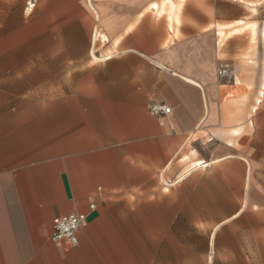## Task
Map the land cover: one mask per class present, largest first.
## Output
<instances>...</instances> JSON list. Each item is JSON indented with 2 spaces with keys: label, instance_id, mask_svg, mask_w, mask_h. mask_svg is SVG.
Returning a JSON list of instances; mask_svg holds the SVG:
<instances>
[{
  "label": "crops",
  "instance_id": "0c3cea01",
  "mask_svg": "<svg viewBox=\"0 0 264 264\" xmlns=\"http://www.w3.org/2000/svg\"><path fill=\"white\" fill-rule=\"evenodd\" d=\"M162 1L0 0V54H24L0 60V264H255L264 0ZM70 212L78 243L53 241Z\"/></svg>",
  "mask_w": 264,
  "mask_h": 264
},
{
  "label": "rangeland",
  "instance_id": "374dc122",
  "mask_svg": "<svg viewBox=\"0 0 264 264\" xmlns=\"http://www.w3.org/2000/svg\"><path fill=\"white\" fill-rule=\"evenodd\" d=\"M175 2L176 0H164L162 1L163 4H161L160 7L155 8L154 7V11L157 15L162 14V13H170L173 8H175V6L173 7L172 2ZM264 7V5L262 6ZM259 16V15H258ZM260 16L262 17L263 14L260 13ZM264 19V18H263ZM248 24H244L242 26V28L244 29V31L246 33H248L250 35V43H251V47H250V51L252 53H249L247 55V61H252V58L255 56V51L257 48H259V50H264V37L262 35V33L259 31L262 28V25L264 23V20L261 22H257L258 25V31L256 32V35L252 33V30L250 29V27L248 26L250 22H247ZM220 26H217V28ZM216 28V27H215ZM221 28V27H220ZM95 31V29H94ZM223 32L221 31L217 33V45H220L222 40H223ZM94 34V32H93ZM177 39V37H173V36H169L166 38L165 40V44L168 43H173L175 40ZM24 54H20V53H6V54H0V60H19L21 59V57H23ZM223 63L218 64L216 67V77L219 79V75H218V70L222 67ZM20 74V70H15V69H9V70H3L0 69V79L1 78H8L9 80H12L14 77L19 76ZM19 83L18 81L16 82H12L8 85H4L3 83H0V91L3 90H18L19 88ZM251 226L253 227V230L249 231L248 237H250V241L251 239L253 240V238H255V240L253 242H255V246H256V261L255 264H264V224H251ZM200 264H204V261L201 260Z\"/></svg>",
  "mask_w": 264,
  "mask_h": 264
},
{
  "label": "built area",
  "instance_id": "2783aa9c",
  "mask_svg": "<svg viewBox=\"0 0 264 264\" xmlns=\"http://www.w3.org/2000/svg\"><path fill=\"white\" fill-rule=\"evenodd\" d=\"M34 0H28V5L33 6ZM230 67L228 64H223L218 70L220 78L229 74ZM147 110L153 116H164L170 113L171 108L165 103L150 101ZM89 209H94V204L89 205ZM87 223V215L84 213L70 212L61 216H57L52 222L51 239L53 241H65L70 245L78 243L77 233L81 227Z\"/></svg>",
  "mask_w": 264,
  "mask_h": 264
},
{
  "label": "bare ground",
  "instance_id": "6f19581e",
  "mask_svg": "<svg viewBox=\"0 0 264 264\" xmlns=\"http://www.w3.org/2000/svg\"><path fill=\"white\" fill-rule=\"evenodd\" d=\"M96 36H97V31H96V29H95L94 34H93V41L95 40ZM91 56H92L94 59H98V57H97V56L95 55V53L93 52V49H92V52H91ZM194 169H195V168H194Z\"/></svg>",
  "mask_w": 264,
  "mask_h": 264
}]
</instances>
